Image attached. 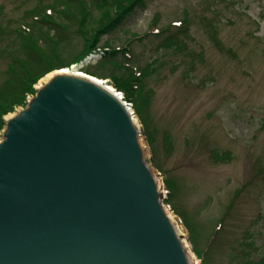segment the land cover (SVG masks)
<instances>
[{
  "label": "rangeland",
  "instance_id": "374dc122",
  "mask_svg": "<svg viewBox=\"0 0 264 264\" xmlns=\"http://www.w3.org/2000/svg\"><path fill=\"white\" fill-rule=\"evenodd\" d=\"M86 1L88 19H99L101 0ZM63 2L0 0V88L9 81L10 56L20 55L19 28L49 33L56 42L43 37V54L58 52L64 63L83 50L77 22L57 14L71 32L35 22V14ZM106 45L127 53L89 55L79 70L113 85L112 76L129 68L147 71L140 112L135 107L139 141L161 190L165 180L174 182L162 202H171L177 215L170 216L195 259L208 247L201 264H264V0H142L101 35L97 46ZM47 74L34 93L51 81Z\"/></svg>",
  "mask_w": 264,
  "mask_h": 264
},
{
  "label": "water",
  "instance_id": "95a60500",
  "mask_svg": "<svg viewBox=\"0 0 264 264\" xmlns=\"http://www.w3.org/2000/svg\"><path fill=\"white\" fill-rule=\"evenodd\" d=\"M80 68L8 121L0 264H189L140 130L116 91Z\"/></svg>",
  "mask_w": 264,
  "mask_h": 264
},
{
  "label": "trees",
  "instance_id": "16d2710c",
  "mask_svg": "<svg viewBox=\"0 0 264 264\" xmlns=\"http://www.w3.org/2000/svg\"><path fill=\"white\" fill-rule=\"evenodd\" d=\"M66 2L59 3L54 7H57L56 15L65 16L67 21L77 22L78 28L74 29L73 32L79 33L84 38L83 50L74 57L71 62L64 63L61 61V56L58 52L48 55L45 53L40 45L43 37L53 43L56 41L49 35V33L41 32L36 34L34 31H25L19 28L17 30V38L20 42V55L16 52L10 56L11 61L8 63L7 73L9 81L5 83L3 88H0V130L6 125V121L3 120L4 116L16 105L24 103V99L28 93L34 92V85L38 80L45 74L61 69L70 67L73 64L80 63L86 59L92 53H101L103 57H111L118 54L122 49H115L106 46H97V42L104 33H108L111 29L113 30L118 24L124 19L128 11L132 10L133 6L137 2L142 0H101L96 5L102 10L101 17L97 20L88 19L90 16V4L86 0H65ZM51 7H46L44 10ZM53 9V8H52ZM43 10V11H44ZM43 11L38 14L39 21L36 23H47L55 25L57 28L69 31L67 24L58 21L57 16H50L44 14ZM35 16H37L35 14ZM2 26H0V33H2ZM187 28V27H186ZM168 42L172 40V37H167ZM11 41V40H10ZM8 50V48H5ZM33 50L35 54H33ZM122 53H126L127 50L123 49ZM15 54V55H14ZM103 58V59H105ZM124 67V65H122ZM90 75L98 77L100 79H107L101 77L95 73L84 71ZM137 74L130 69V72L125 76L113 75L112 81L114 86L119 90L123 91L126 97L134 102V105L138 112H140L141 105L138 99L141 97V90L143 87V79L145 78L147 71L141 70ZM1 87V86H0ZM166 187L169 189L170 194L174 193V182L170 179L165 180ZM168 204H171L167 200Z\"/></svg>",
  "mask_w": 264,
  "mask_h": 264
},
{
  "label": "bare ground",
  "instance_id": "6f19581e",
  "mask_svg": "<svg viewBox=\"0 0 264 264\" xmlns=\"http://www.w3.org/2000/svg\"><path fill=\"white\" fill-rule=\"evenodd\" d=\"M65 71H68L67 69H64V70H58V71H53V72H50V73H48L45 77V81H50L51 79H53V77L55 76V75H57V74H59V73H62V72H65ZM85 72H83V73H81V75H85L84 74ZM99 81H100V83H102V84H107V85H109V88L110 89H113L112 88V85L111 84H108V81L107 80H103V79H100V78H97ZM11 117H13V116H10V118ZM133 124L136 126V127H140V124H139V121H138V119H134V122H133ZM138 139L140 140V136H138ZM156 183H157V186L160 188L161 187V180H160V178H158L157 177V179H156ZM161 189V188H160ZM166 213H167V211H166ZM167 217H168V219L170 220V222H171V224L173 225V227L177 230V233L179 234V236L180 237H183L184 235H183V233H181V231L179 230V227H178V225L176 224V222H174L173 220H172V218H171V216L167 213ZM183 243H184V246L185 245H187V247H188V244H185V243H187L186 242V240H183ZM185 249H186V251L185 252H187L186 254H187V257H188V259H189V264H198V262H197V260L195 259V256H194V253L193 252H191L190 250H189V247L188 248H186V246H185Z\"/></svg>",
  "mask_w": 264,
  "mask_h": 264
}]
</instances>
